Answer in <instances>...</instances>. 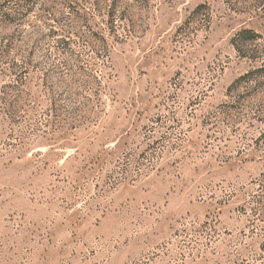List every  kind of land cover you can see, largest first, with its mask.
Here are the masks:
<instances>
[{
  "label": "rangeland",
  "instance_id": "obj_1",
  "mask_svg": "<svg viewBox=\"0 0 264 264\" xmlns=\"http://www.w3.org/2000/svg\"><path fill=\"white\" fill-rule=\"evenodd\" d=\"M0 264H264V0H0Z\"/></svg>",
  "mask_w": 264,
  "mask_h": 264
}]
</instances>
